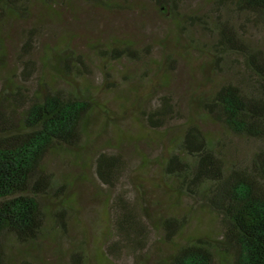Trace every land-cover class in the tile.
Masks as SVG:
<instances>
[{"label":"rangeland","instance_id":"1","mask_svg":"<svg viewBox=\"0 0 264 264\" xmlns=\"http://www.w3.org/2000/svg\"><path fill=\"white\" fill-rule=\"evenodd\" d=\"M175 1L177 18L162 13L153 0H118L117 5L110 7L82 0H63L47 6L32 0L30 17L12 22L8 28L6 65L0 69V76L7 74L24 80L20 63L22 30L36 23V43L29 57L37 60L43 46L66 41L81 54L84 65L79 72L87 76L78 77L75 72V85L90 84L96 109L89 125L91 143L86 145L91 151L81 153L88 159V166L64 150L46 155L42 171L48 176L49 188L44 198L42 231L32 242L10 240L7 264H64L72 251L81 254L84 264H153L159 256H167L184 237L220 233L219 219L202 210L198 199L178 196V202L173 203V194L160 189L154 190L155 198L151 197L159 203L150 208L178 216L187 214L185 229L170 237L160 228L144 225L143 229L139 219L143 203L128 174L145 188H152L150 183L160 181L162 176V158L191 123L198 124L225 154L239 156V160L249 158L258 141L230 134L197 99L207 97L234 75V55L225 56L219 68L214 65V25L223 20L233 22L245 40L263 52L264 25L230 3ZM190 20L194 23L190 24ZM113 40L130 42L138 59L105 60L104 44ZM43 75L49 83H55L50 71ZM34 79H27L25 86L31 87ZM162 96L168 98L170 112L147 119L145 113L157 108ZM98 152L118 155L123 161L122 174L117 181L112 178L110 186L101 184L94 174L93 159ZM144 162L145 167H141ZM173 180L165 178L167 184ZM119 199L140 222L130 230L131 239L127 240L121 239L108 216L109 203ZM114 210L121 214L120 209Z\"/></svg>","mask_w":264,"mask_h":264},{"label":"trees","instance_id":"2","mask_svg":"<svg viewBox=\"0 0 264 264\" xmlns=\"http://www.w3.org/2000/svg\"><path fill=\"white\" fill-rule=\"evenodd\" d=\"M40 1L51 6L63 0ZM82 1L99 7L118 4V0ZM153 2L162 13L179 17L175 0ZM215 3L233 4L264 25V0ZM32 7V0H0V69L6 65L8 28L12 22L28 19ZM189 22L193 24L194 20ZM37 31L36 23L22 30L20 63L24 80L7 74L0 76V264H7L10 240L26 243L40 236L49 188L48 176L42 171L46 155L64 150L77 156L84 167L89 164L81 153L91 151L87 149L91 143L89 125L96 103L89 83L75 85L78 77H87L79 72L84 65L82 56L61 40L56 45L43 46L37 60L30 58ZM214 31V65L219 68L225 56L234 55V75L197 101L230 134L257 140L258 144L249 158L239 160V156L234 158L215 147L200 126L191 123L162 158V176L160 181L150 183L152 188H145L128 174L143 203L139 217L143 229L160 228L170 237L181 234L187 224V214L178 216L150 208L159 203L151 198H155V189L173 194V203L178 202V196L198 199L201 209L214 214L220 222L219 234L184 237L167 256H159L153 264H264V52L249 44L233 22L218 21ZM94 47L100 49L98 44ZM104 47L105 60L138 59L126 40H113ZM164 58L168 59L166 55ZM45 71L52 73L54 84L45 79ZM103 73L107 76L104 70ZM32 76L33 85L27 88L25 83ZM160 100L157 108L145 113L147 119L170 112L168 98L162 96ZM82 138L85 143L81 144ZM218 143L224 149L222 141ZM122 167L118 155L98 152L93 159L94 174L105 186L111 185L112 178L117 181ZM141 167H145V162ZM165 178L174 180L167 184ZM108 207L114 230L121 239H131L129 232L139 220H134L123 200L111 201ZM103 255L106 257V250ZM84 263L81 254L72 251L64 264Z\"/></svg>","mask_w":264,"mask_h":264}]
</instances>
